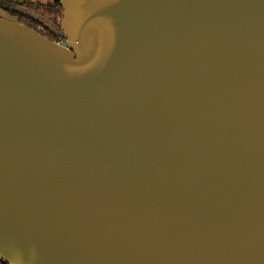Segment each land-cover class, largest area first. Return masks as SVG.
Listing matches in <instances>:
<instances>
[{"label":"water","instance_id":"obj_1","mask_svg":"<svg viewBox=\"0 0 264 264\" xmlns=\"http://www.w3.org/2000/svg\"><path fill=\"white\" fill-rule=\"evenodd\" d=\"M60 6L0 17V259L264 264V0Z\"/></svg>","mask_w":264,"mask_h":264},{"label":"trees","instance_id":"obj_2","mask_svg":"<svg viewBox=\"0 0 264 264\" xmlns=\"http://www.w3.org/2000/svg\"><path fill=\"white\" fill-rule=\"evenodd\" d=\"M61 0H55L53 5L15 3L9 0H0V9L18 22L37 31L43 29V36L54 41L61 32L62 19Z\"/></svg>","mask_w":264,"mask_h":264},{"label":"crops","instance_id":"obj_3","mask_svg":"<svg viewBox=\"0 0 264 264\" xmlns=\"http://www.w3.org/2000/svg\"><path fill=\"white\" fill-rule=\"evenodd\" d=\"M15 3H32V4H43V5H53L55 3V0H9ZM0 13H6L3 10L0 9ZM7 14V13H6Z\"/></svg>","mask_w":264,"mask_h":264},{"label":"built area","instance_id":"obj_4","mask_svg":"<svg viewBox=\"0 0 264 264\" xmlns=\"http://www.w3.org/2000/svg\"><path fill=\"white\" fill-rule=\"evenodd\" d=\"M38 31L40 33H42L43 29L39 28ZM55 42H57L58 44H60L62 46H67V42L64 38L57 39V40H55ZM0 264H6V263L0 259Z\"/></svg>","mask_w":264,"mask_h":264},{"label":"rangeland","instance_id":"obj_5","mask_svg":"<svg viewBox=\"0 0 264 264\" xmlns=\"http://www.w3.org/2000/svg\"><path fill=\"white\" fill-rule=\"evenodd\" d=\"M0 17H2V18H5V19H9V20H12V21H18V19L17 18H12L11 16H9L8 14H6V13H0ZM61 21H62V19H61ZM61 24V23H60Z\"/></svg>","mask_w":264,"mask_h":264},{"label":"flooded vegetation","instance_id":"obj_6","mask_svg":"<svg viewBox=\"0 0 264 264\" xmlns=\"http://www.w3.org/2000/svg\"><path fill=\"white\" fill-rule=\"evenodd\" d=\"M42 33H43V32H42ZM60 38H63L61 32L58 34V36H57V38H56L55 40L60 39ZM55 40H54V41H55Z\"/></svg>","mask_w":264,"mask_h":264}]
</instances>
